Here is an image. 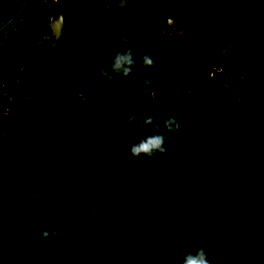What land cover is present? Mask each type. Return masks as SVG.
<instances>
[{
	"label": "trees",
	"instance_id": "1",
	"mask_svg": "<svg viewBox=\"0 0 264 264\" xmlns=\"http://www.w3.org/2000/svg\"><path fill=\"white\" fill-rule=\"evenodd\" d=\"M29 1L0 11V59L24 62L25 96L23 105L0 109V142L10 156L34 143L33 170L54 190L30 207L0 198V264H105L106 238L122 239L120 217L135 221L137 235L152 234L154 264L201 246L211 264H264V0L218 1V67L203 63L189 41L170 47L157 0H130L116 17L104 9L115 0H95L64 47L50 41L60 0H49L24 55L14 30ZM228 2L235 21L222 24ZM121 37L136 46L138 62L151 51L171 76L154 91L141 87L155 65L102 82L98 68L114 48L130 46ZM185 51L191 56L182 61ZM145 110L158 120L187 113L183 143L152 159L129 156L127 144L152 130L131 132L121 121ZM48 223L73 229L67 250L60 240L37 242ZM41 248L55 249V257H38Z\"/></svg>",
	"mask_w": 264,
	"mask_h": 264
},
{
	"label": "rangeland",
	"instance_id": "2",
	"mask_svg": "<svg viewBox=\"0 0 264 264\" xmlns=\"http://www.w3.org/2000/svg\"><path fill=\"white\" fill-rule=\"evenodd\" d=\"M57 1V0H55ZM225 1V0H224ZM224 1H222L224 3ZM95 0H84L79 5L86 8V13L89 12ZM45 0H30L20 9L17 23L15 24V33L21 39V44L25 45L24 55L29 53L30 47L34 45L33 38L36 36L37 27L40 17L41 8H44ZM84 12V13H85ZM84 13H73L69 18V29L72 23L81 19ZM119 12L114 13V17L118 16ZM236 10H233V5L228 2L225 6L224 20L222 24H228L235 21ZM160 27V23L158 24ZM162 31V30H161ZM162 34L168 38L169 45L172 49L178 46V40L182 43H187L184 37L170 36ZM8 41V38L5 37ZM50 41L54 45L55 39L50 35ZM59 46H64L65 43H59ZM5 48V45L2 49ZM194 50L197 54L200 50L195 46ZM4 52V51H1ZM223 52V51H222ZM222 52L215 54L213 57H201L203 63H212L214 66H219L222 58ZM191 56V51H185L181 54V60L185 61ZM24 62H12L0 59V109L6 107L9 102L23 105L25 102L24 78L23 74ZM221 72L219 75H222ZM171 76V70L165 65H155L152 73L146 79L141 87L142 91H154L157 86ZM230 80L231 77L227 75ZM56 86V80H55ZM33 144L22 148L19 152L20 157L9 152L8 145L0 142V198L4 199L14 208L30 207L33 204H42L45 199L51 196L54 187L51 180L36 174L33 165L35 152ZM14 144L11 142L9 146ZM8 148V149H7ZM13 153H16L12 150ZM15 172L16 174H14ZM19 176H18V175ZM16 177L17 179H15ZM119 224L121 226V238H106V254L104 255L105 264H154L152 244L153 236L151 233L143 235L136 234L135 221L127 217H120ZM187 250H173L164 255L159 264H177L178 259Z\"/></svg>",
	"mask_w": 264,
	"mask_h": 264
},
{
	"label": "clouds",
	"instance_id": "3",
	"mask_svg": "<svg viewBox=\"0 0 264 264\" xmlns=\"http://www.w3.org/2000/svg\"><path fill=\"white\" fill-rule=\"evenodd\" d=\"M127 3V0H125ZM123 44L130 45L123 48H114L110 58L99 68L97 75L102 82L114 85L118 80L131 76L135 71L147 72L156 63L155 55L151 51H146L137 60L136 46L130 44L127 37H121ZM189 116L187 113L181 114L179 118L175 114H161L158 120L156 114L145 110L143 114L133 113L121 121L131 132H141V130L151 129L152 132H142L138 139L127 144V154L133 158L144 156L148 159L154 158L157 154L164 156L167 154L166 145H179L183 143L181 138L182 123H187ZM127 139V137H125ZM73 229L65 226L63 233L57 228L55 223H48L37 237V242L62 241L64 250L70 245ZM53 248H41L37 252L38 257H55ZM177 264H211L209 253L203 246L186 251L177 261Z\"/></svg>",
	"mask_w": 264,
	"mask_h": 264
},
{
	"label": "flooded vegetation",
	"instance_id": "4",
	"mask_svg": "<svg viewBox=\"0 0 264 264\" xmlns=\"http://www.w3.org/2000/svg\"><path fill=\"white\" fill-rule=\"evenodd\" d=\"M168 2V0H164ZM219 0H211V5L210 8L213 13L216 14V18L214 19V22L210 23L208 21H205L203 25H200L199 23L196 24L191 21H185L181 22L179 24L173 25V27L168 26V24L161 23V17L159 14L156 13L157 7L154 4V12L156 16L159 18V23H160V29L163 31L164 35H169L170 36H180V35H173V30H180L181 37H184L186 40L191 42L194 46H196L200 52L198 53L200 58L206 56H214L215 54L218 53L219 49V29H218V20H219V13L217 14L216 8H217V3ZM130 0H127V3H125V0H115L114 2V8L109 9V6H104L105 10L110 11L113 16L116 11L121 14L123 10L127 8L128 3ZM195 3L196 1H192ZM74 3V2H73ZM74 5V4H73ZM79 6V8H77ZM72 7V12L69 18L72 16L73 11H76L79 13H84L86 11V8L82 7L81 5H77ZM159 10L161 12H167L169 13L170 19L171 20H176V18L183 16L184 10H185V1L184 0H172V5H169L168 7H163L162 5H158ZM65 18V28L63 30V34L65 37H69L70 34V29H69V18Z\"/></svg>",
	"mask_w": 264,
	"mask_h": 264
},
{
	"label": "water",
	"instance_id": "5",
	"mask_svg": "<svg viewBox=\"0 0 264 264\" xmlns=\"http://www.w3.org/2000/svg\"><path fill=\"white\" fill-rule=\"evenodd\" d=\"M26 0H0V11L3 8L14 6L20 4ZM185 1V10L183 16L176 18V20H171L169 13L161 12L158 5L163 7H168L172 5V0L165 2L164 0H158L155 4L157 7L156 13L161 17L162 24H168V26L173 27L176 23L179 24L185 21H191L196 24L203 25L205 21L210 23L214 22L216 14L212 12L210 5L211 0H184ZM49 0H45V7L47 6ZM74 0H60L57 8L53 11L52 16L49 21L48 30L50 35L55 39L54 46H57L59 43H66L69 37H65L63 30L65 28V18L70 16L72 12ZM173 35H180L182 32L180 30H173ZM70 35V34H69ZM65 46V45H64ZM62 46V47H64Z\"/></svg>",
	"mask_w": 264,
	"mask_h": 264
}]
</instances>
